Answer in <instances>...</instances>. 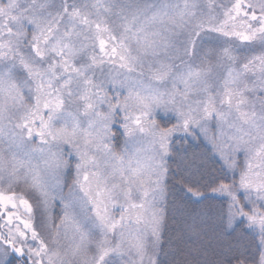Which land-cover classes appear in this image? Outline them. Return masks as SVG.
Masks as SVG:
<instances>
[{
    "label": "snow or ice",
    "instance_id": "obj_1",
    "mask_svg": "<svg viewBox=\"0 0 264 264\" xmlns=\"http://www.w3.org/2000/svg\"><path fill=\"white\" fill-rule=\"evenodd\" d=\"M0 264H264V0H0Z\"/></svg>",
    "mask_w": 264,
    "mask_h": 264
},
{
    "label": "trees",
    "instance_id": "obj_2",
    "mask_svg": "<svg viewBox=\"0 0 264 264\" xmlns=\"http://www.w3.org/2000/svg\"><path fill=\"white\" fill-rule=\"evenodd\" d=\"M204 3V2H203ZM214 167H216L217 169L219 168V165L218 164H215ZM214 205H216L217 207L220 206V201L219 200H214L212 202ZM201 205H198L196 202H193L192 203V207L196 208V207H200Z\"/></svg>",
    "mask_w": 264,
    "mask_h": 264
},
{
    "label": "rangeland",
    "instance_id": "obj_3",
    "mask_svg": "<svg viewBox=\"0 0 264 264\" xmlns=\"http://www.w3.org/2000/svg\"><path fill=\"white\" fill-rule=\"evenodd\" d=\"M200 2L203 4V2H205V0H200ZM212 43H215V41H213Z\"/></svg>",
    "mask_w": 264,
    "mask_h": 264
}]
</instances>
